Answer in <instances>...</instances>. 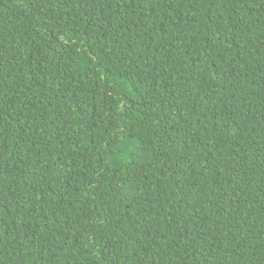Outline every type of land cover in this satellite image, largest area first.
<instances>
[{"label": "trees", "instance_id": "16d2710c", "mask_svg": "<svg viewBox=\"0 0 264 264\" xmlns=\"http://www.w3.org/2000/svg\"><path fill=\"white\" fill-rule=\"evenodd\" d=\"M0 264H264V0H0Z\"/></svg>", "mask_w": 264, "mask_h": 264}]
</instances>
